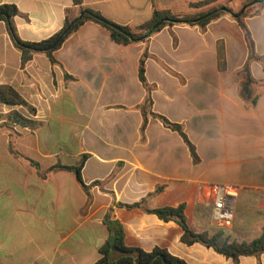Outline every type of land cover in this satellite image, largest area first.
Instances as JSON below:
<instances>
[{"label":"crops","instance_id":"crops-1","mask_svg":"<svg viewBox=\"0 0 264 264\" xmlns=\"http://www.w3.org/2000/svg\"><path fill=\"white\" fill-rule=\"evenodd\" d=\"M199 1L83 0L84 7L129 27L148 21L154 8L174 14L221 5L227 10L205 31L167 26L147 45L117 44L106 29L86 22L54 53L57 63L37 53L22 66L21 51L0 21V85L13 87L36 109L32 116L0 103V264H94L109 237L104 224L109 211L129 247L162 248L188 264H264V253L234 260L200 243L184 244L179 224L148 212L184 205L195 233L221 234L229 242H250L264 230V4L243 19L259 57L250 62L248 97L243 68L249 51L229 10L242 0L190 7ZM0 5L17 8L14 23L25 42L44 40L67 18L81 16L72 0H0ZM146 46L152 111L183 126L197 162L181 136L159 120L148 115L141 133L139 106L146 90L138 67ZM12 110L39 124L13 127V145L23 157L9 150L12 130L5 117ZM83 155L88 191L71 171L49 172L55 165L76 166ZM218 184L240 188L229 226L212 215L210 188ZM243 200L255 206L242 211ZM137 203L138 208L118 206Z\"/></svg>","mask_w":264,"mask_h":264},{"label":"trees","instance_id":"trees-1","mask_svg":"<svg viewBox=\"0 0 264 264\" xmlns=\"http://www.w3.org/2000/svg\"><path fill=\"white\" fill-rule=\"evenodd\" d=\"M73 4L79 8L81 16L70 20L66 19L64 27L53 34L52 36L38 41V42H25L22 41L18 34L14 23V18L19 14L17 8L14 5H0V21L5 22L8 27L9 35L14 45L21 51L22 66L30 61L33 55L37 53H44L48 56L52 63H57L54 58V53L61 48L67 38L77 31L86 22H94L109 33L111 40L120 45H130L137 42H143L147 45L149 39L158 33L161 29L167 26H173L177 24H183L188 26H198L202 31H205L207 26L226 14L221 8L222 6H216L211 9H207L198 13L191 14H174L169 10H158L154 8L151 18L143 24L136 27L120 26L107 19H105L99 12L86 8L83 6V0H72ZM253 0H247L243 6H249ZM214 0H203L195 3H190L192 9H201L210 4ZM264 1L259 4L261 7ZM228 8V7H227ZM229 9V8H228ZM231 13L234 10L229 9ZM259 13V9L251 11V7H248L243 14L236 18L238 25L241 27L245 40L247 43L249 55L248 60L243 68L246 73V81L244 87V93H247L249 97V84L252 82L250 75V62L255 59H259L255 53L254 42L251 38L249 29L244 23V18L256 15ZM160 23L155 30L151 33L153 26ZM219 68H223L222 61L223 53L222 48L218 50ZM149 58L148 47L146 46L139 60L138 77L143 87L146 90V96L144 102L139 106L143 115V124L141 127V133L147 125L148 115L159 120L163 126L171 131L177 132L185 144L188 146L190 154L194 162L199 160L194 145L187 138L183 126L177 123H172L165 117L156 114L152 111V91L154 87L150 85L146 79V61ZM0 103L8 105L10 107H21L25 109L30 115L36 114V109L30 105L13 87L8 85H0ZM6 125L12 130L10 134L9 150L16 157H23L19 154L13 145L14 129L15 126L26 127L35 129L38 127V123L32 119L27 118L18 110H12L6 115ZM88 155H83L79 164L76 166H62L55 165L49 172L57 170L71 171L75 174L77 180L81 184L85 191H88V186L85 185L81 176V170L85 164ZM35 167L38 165L32 161ZM120 207L127 209L138 208L140 204H118ZM184 205H180L176 208L166 207L148 211L159 217L163 221H175L183 229V235L181 242L187 245L193 243H200L207 248H212L219 254H222L228 258L237 260L240 256H255L258 259L264 253V230L263 233L256 239L250 242H229L227 239H223L221 234H215L209 236L207 233H195L187 223L184 214ZM104 224L109 231V237L106 242L99 248V258L94 264H188L183 259L170 254L167 250L162 248H154L151 251H144L140 248L129 247L125 244V234L122 225L115 220L111 219L110 211L104 217ZM115 245L117 252L112 251V246Z\"/></svg>","mask_w":264,"mask_h":264},{"label":"built area","instance_id":"built-area-1","mask_svg":"<svg viewBox=\"0 0 264 264\" xmlns=\"http://www.w3.org/2000/svg\"><path fill=\"white\" fill-rule=\"evenodd\" d=\"M240 188L231 184H218L210 188L212 215L221 226H229L234 219Z\"/></svg>","mask_w":264,"mask_h":264},{"label":"rangeland","instance_id":"rangeland-1","mask_svg":"<svg viewBox=\"0 0 264 264\" xmlns=\"http://www.w3.org/2000/svg\"><path fill=\"white\" fill-rule=\"evenodd\" d=\"M245 1H247V0H242V1H241V4L239 5L238 8H236V10L234 11V14H235V13H238V12H240V10H242V8L244 7L243 4L245 3ZM259 4H260V3L254 4V5H250L249 7H251V11L253 12V11H256L257 9H259V8H260V7H259ZM225 6L228 7V4H225ZM246 9H247V8H246ZM254 206H255V205L247 204V203L244 202V200H243V201L241 202V204H240V209H241L242 211H246L247 208L250 209L251 207H254Z\"/></svg>","mask_w":264,"mask_h":264},{"label":"water","instance_id":"water-1","mask_svg":"<svg viewBox=\"0 0 264 264\" xmlns=\"http://www.w3.org/2000/svg\"><path fill=\"white\" fill-rule=\"evenodd\" d=\"M263 1H264V0H253V1L250 3V5H254V4H257V3H261V2H263ZM250 5H249V6H250ZM247 7H248V6H244V7L242 8V10H241L239 13L234 14V17H235V18L240 17V16L243 14V12L245 11V9H246ZM221 9H222L223 11H226V10H227L225 7H222ZM159 24H160V23L154 25L153 28H152V30L150 31V33H151L153 30H155L156 27H157ZM112 251L115 252V253L117 252V249H116L115 245L112 246Z\"/></svg>","mask_w":264,"mask_h":264}]
</instances>
